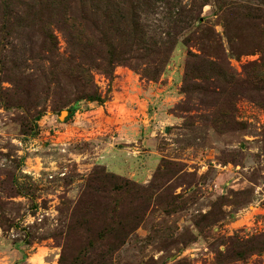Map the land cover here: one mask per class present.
I'll list each match as a JSON object with an SVG mask.
<instances>
[{
	"label": "rangeland",
	"instance_id": "1",
	"mask_svg": "<svg viewBox=\"0 0 264 264\" xmlns=\"http://www.w3.org/2000/svg\"><path fill=\"white\" fill-rule=\"evenodd\" d=\"M0 264H264V0H0Z\"/></svg>",
	"mask_w": 264,
	"mask_h": 264
},
{
	"label": "trees",
	"instance_id": "2",
	"mask_svg": "<svg viewBox=\"0 0 264 264\" xmlns=\"http://www.w3.org/2000/svg\"><path fill=\"white\" fill-rule=\"evenodd\" d=\"M84 96L89 99H97L99 95L97 94V92L91 91L86 93Z\"/></svg>",
	"mask_w": 264,
	"mask_h": 264
}]
</instances>
